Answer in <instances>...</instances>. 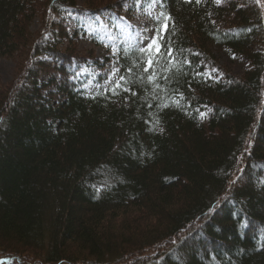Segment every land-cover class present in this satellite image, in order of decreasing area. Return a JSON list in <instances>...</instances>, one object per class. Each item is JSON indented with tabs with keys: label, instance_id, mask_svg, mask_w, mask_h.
Wrapping results in <instances>:
<instances>
[{
	"label": "trees",
	"instance_id": "16d2710c",
	"mask_svg": "<svg viewBox=\"0 0 264 264\" xmlns=\"http://www.w3.org/2000/svg\"><path fill=\"white\" fill-rule=\"evenodd\" d=\"M136 1L0 0V57L18 60L0 85V264H264V0H161L174 51L149 72L140 47L80 48L84 20ZM90 62L123 88L89 93Z\"/></svg>",
	"mask_w": 264,
	"mask_h": 264
},
{
	"label": "rangeland",
	"instance_id": "374dc122",
	"mask_svg": "<svg viewBox=\"0 0 264 264\" xmlns=\"http://www.w3.org/2000/svg\"><path fill=\"white\" fill-rule=\"evenodd\" d=\"M42 0H39V3ZM83 0H79L82 2ZM154 1H136V10L127 11L122 19L111 18L109 14L101 17H89L83 21L87 36L80 42V48L86 52H93L96 57L105 62L108 57H115L121 45H136L141 47L148 40L153 30L152 16H158ZM42 30L41 17H37L31 26L33 37ZM258 49H260L258 47ZM215 55L221 67L226 68L236 77H241L248 69L249 63L246 58L236 55L229 50H215ZM17 56L13 58L0 57V85L11 83L16 77ZM108 63V61H106ZM110 63V62H109ZM82 66V65H81ZM92 67L91 62L82 66L80 79L90 77L91 80L85 87L89 93L112 88L119 80L117 71H110ZM221 74V72H217ZM100 77L102 80L99 81ZM99 81V82H97Z\"/></svg>",
	"mask_w": 264,
	"mask_h": 264
},
{
	"label": "snow or ice",
	"instance_id": "6c2138e0",
	"mask_svg": "<svg viewBox=\"0 0 264 264\" xmlns=\"http://www.w3.org/2000/svg\"><path fill=\"white\" fill-rule=\"evenodd\" d=\"M193 0H185V3H192ZM202 0H195L196 4H200ZM259 2V0H257ZM216 4L220 3V0H215ZM160 16L163 17L162 20H157V27L151 30V34L148 40L142 45L138 51L145 57L143 61V71L149 72V70H155L156 64L160 63L163 57H169L168 63H171V57L173 54V49H166L164 46V41L167 38L169 31L172 29V18L170 15H165L160 13ZM167 70V69H166ZM154 78V71L152 75L148 76L149 81H152ZM124 77H120L119 80L115 83L116 89L123 88ZM158 87V85H157Z\"/></svg>",
	"mask_w": 264,
	"mask_h": 264
}]
</instances>
